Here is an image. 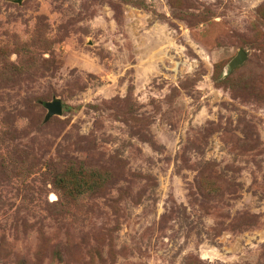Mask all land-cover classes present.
Returning <instances> with one entry per match:
<instances>
[{"label":"rangeland","instance_id":"374dc122","mask_svg":"<svg viewBox=\"0 0 264 264\" xmlns=\"http://www.w3.org/2000/svg\"><path fill=\"white\" fill-rule=\"evenodd\" d=\"M25 48L33 71L0 60V264H264V0H0V58ZM70 160L110 174L81 210Z\"/></svg>","mask_w":264,"mask_h":264},{"label":"trees","instance_id":"16d2710c","mask_svg":"<svg viewBox=\"0 0 264 264\" xmlns=\"http://www.w3.org/2000/svg\"><path fill=\"white\" fill-rule=\"evenodd\" d=\"M132 3L137 6H144V2L142 1ZM171 3L172 8L175 9L177 8L179 0H171ZM23 56L24 58L20 60V62H22L20 63L21 66L9 62L4 55L1 56L0 60L3 62L1 68L2 74L6 76L10 75L11 78H15L24 71V68L33 71L37 62L36 59L30 56L27 48L24 49ZM242 65L236 67L226 78H221L222 73H219L217 75L218 79L222 80L224 83L228 82V84L231 85V83H229L232 78L231 76L234 71L239 69ZM16 168L17 167H13L12 169L15 170ZM58 168L60 170L58 171V174L54 175V178L56 179L57 188L63 193L65 201L62 204H64L65 209L68 211L72 208H78V210H81L83 201H85L86 198H91L103 191L110 178V174L106 169H100L97 166L87 164L83 161L70 160L65 165L64 163L59 164ZM200 186L206 194H213L221 187L219 180L214 176L208 175L201 178Z\"/></svg>","mask_w":264,"mask_h":264},{"label":"water","instance_id":"95a60500","mask_svg":"<svg viewBox=\"0 0 264 264\" xmlns=\"http://www.w3.org/2000/svg\"><path fill=\"white\" fill-rule=\"evenodd\" d=\"M14 1L20 4L22 3L23 0H14ZM246 56H247V53L243 49H239L236 55L233 58H231V60L227 63L224 75L226 76L230 74L236 67L241 65L245 61ZM44 106L47 109V114L44 120H47L51 116L62 114L63 108H62V102L60 99L56 98L51 101H46L44 103Z\"/></svg>","mask_w":264,"mask_h":264}]
</instances>
